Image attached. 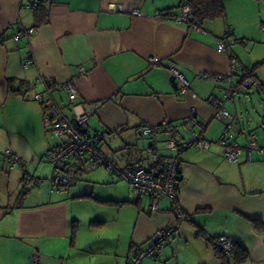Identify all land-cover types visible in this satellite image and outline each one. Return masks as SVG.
I'll use <instances>...</instances> for the list:
<instances>
[{"label": "crops", "instance_id": "obj_1", "mask_svg": "<svg viewBox=\"0 0 264 264\" xmlns=\"http://www.w3.org/2000/svg\"><path fill=\"white\" fill-rule=\"evenodd\" d=\"M180 3L50 0L42 9L29 10L21 0H0V151L17 155L30 177L51 173L45 154L61 138L45 129L43 105L32 99L44 89L43 79L56 83L53 97L67 116L75 104L92 112L87 127L103 131L98 147L119 166L146 159V125L160 128L155 151L163 158L173 154L169 137L187 139L199 130L210 147L193 145L179 155L178 202L188 218L179 225L173 247L141 264H223L210 241L221 236L246 250L242 264H264V153L249 154L246 148L253 134L264 146V121L244 118L235 107L253 85L243 89L234 77L237 88L224 99L225 81L199 77L201 72H229L235 58L237 74L253 78L256 45L248 41L264 40V0H223L225 16L202 22L200 29L190 21L167 19L166 13ZM135 9L141 14L134 15ZM19 26L34 32L16 44ZM229 27L227 48L218 51L216 38ZM231 37L239 40L233 46ZM27 57L33 62L24 66ZM170 67L189 82L186 93L177 92ZM68 81L77 88L73 100L62 88ZM26 82L33 86L21 94L18 88ZM258 86L264 93V83ZM210 95L223 99L234 118L232 133L242 148L235 163L226 161L217 144L226 120L215 118L206 103ZM192 108L199 126L183 122ZM23 174L0 160V264H28L33 255L39 264H126L133 248L147 245L157 230L174 221L168 198L162 197L152 212L148 198L128 197L127 182L102 167L72 173L73 184L63 194L30 182L21 189Z\"/></svg>", "mask_w": 264, "mask_h": 264}, {"label": "built area", "instance_id": "obj_2", "mask_svg": "<svg viewBox=\"0 0 264 264\" xmlns=\"http://www.w3.org/2000/svg\"><path fill=\"white\" fill-rule=\"evenodd\" d=\"M44 1L50 0H21V6L25 9L34 10L40 7ZM134 15H140L138 9L133 10ZM167 19L176 24L190 21V9L186 5L169 10L166 14ZM193 26L200 29V25L193 22ZM260 31L264 32V25L260 27ZM34 32V28H24L19 26L13 35L15 43L22 39H29ZM232 35V28L225 30L221 37L216 38V46L218 51H225L227 48L226 40ZM239 40L231 37L229 45L233 46ZM33 62L32 57H27L24 66ZM82 75L86 73L80 69ZM169 74L173 80L179 85L177 92L184 94L189 89V82L183 74L175 67L169 68ZM199 77L203 79L222 80L228 85V89L221 90L224 99H230L234 90L237 88L233 84L234 77L239 78L240 86L243 89L250 88L253 85V78L250 74L244 73L239 76L237 74V60L232 58L230 61V70L224 74L216 73H199ZM45 87L41 91H36L32 95L35 102L42 103L44 115L43 125L45 129L61 138V143L51 146L45 154L46 160L52 165L51 173L44 178L30 177L27 174L24 162L17 155H13L10 149L0 151V160L7 169L19 168L23 171V176L19 187L24 189L27 182L31 186H46L51 193H66L68 188L73 184L71 175L78 171H91L98 167H102L106 172L115 176L116 179L125 180L128 184V197L133 199L148 198L150 202V210L158 211L159 200L166 197L170 200V210L173 213L174 221L165 226L163 229L157 230L149 239L148 244L143 247L132 249L127 257L126 264H141L144 259L158 260L162 250L167 246H174L179 238V225L187 220V214L181 209L178 202V189L181 182L179 173L180 153L196 145L203 149H208L211 142L203 137L199 130L192 131L189 138L169 137L167 146L173 151V154L167 158H163L155 151L154 136L159 131L158 126L146 125L142 129L143 135L149 137V145L146 148V159L140 160L124 166H119L110 156L104 154L98 147L103 138V131L100 129H89L87 123L92 112L82 109L79 104L73 105V115L67 116L61 106L55 101L53 91L56 83L52 79H43ZM33 83L20 84L18 91L21 94L26 93L32 88ZM62 88L66 91L68 99L73 100L77 96V88L71 81L62 84ZM206 103L210 105L214 111V116L218 120H226L223 133L217 140V144L221 147L224 158L228 163L238 161L242 148L236 141L232 127L234 118L225 107L224 100L214 95H210L206 99ZM184 123L199 126L200 121L196 110L192 108L188 115L183 119ZM246 148L250 154L256 150L264 153V146H260L256 142V135H250ZM250 156V155H249ZM63 166L64 168H62ZM218 245L223 249L224 254L230 256L234 246V241L225 236H221L217 240ZM176 257V252H173ZM28 264H39L36 255L31 256Z\"/></svg>", "mask_w": 264, "mask_h": 264}, {"label": "trees", "instance_id": "obj_3", "mask_svg": "<svg viewBox=\"0 0 264 264\" xmlns=\"http://www.w3.org/2000/svg\"><path fill=\"white\" fill-rule=\"evenodd\" d=\"M180 5H186L189 7L191 14L190 22H196L199 25L204 21L215 20L225 16L223 0H181L179 6ZM37 9H42V5ZM262 89H264V86H262ZM218 238L219 237L212 238V240L209 239L215 256L220 259L223 264H242L246 262L247 252L243 247L235 243L230 256L227 257L224 254L223 249L217 243Z\"/></svg>", "mask_w": 264, "mask_h": 264}, {"label": "rangeland", "instance_id": "obj_4", "mask_svg": "<svg viewBox=\"0 0 264 264\" xmlns=\"http://www.w3.org/2000/svg\"><path fill=\"white\" fill-rule=\"evenodd\" d=\"M264 35V34H262ZM250 45H256L253 49L251 68H253V83L252 90L249 93H244L246 99L241 96L237 99L235 107L237 111L246 115L254 116L258 122L262 124L264 117L259 118L258 114H264V93L260 91L259 83H264V40L250 39ZM256 82V84H255ZM85 173H82V175Z\"/></svg>", "mask_w": 264, "mask_h": 264}]
</instances>
